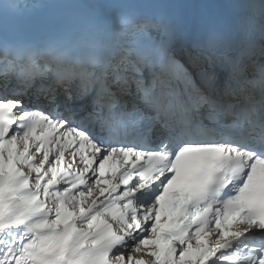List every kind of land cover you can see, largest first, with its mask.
<instances>
[{"label": "snow or ice", "instance_id": "snow-or-ice-1", "mask_svg": "<svg viewBox=\"0 0 264 264\" xmlns=\"http://www.w3.org/2000/svg\"><path fill=\"white\" fill-rule=\"evenodd\" d=\"M0 264H264V0H0Z\"/></svg>", "mask_w": 264, "mask_h": 264}]
</instances>
